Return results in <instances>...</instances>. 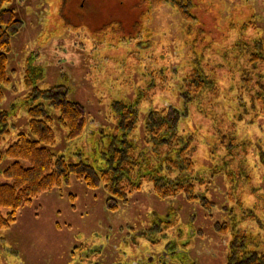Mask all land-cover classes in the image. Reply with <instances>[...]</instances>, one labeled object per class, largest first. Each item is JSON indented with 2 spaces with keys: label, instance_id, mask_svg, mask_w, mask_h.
Instances as JSON below:
<instances>
[{
  "label": "rangeland",
  "instance_id": "obj_1",
  "mask_svg": "<svg viewBox=\"0 0 264 264\" xmlns=\"http://www.w3.org/2000/svg\"><path fill=\"white\" fill-rule=\"evenodd\" d=\"M74 1L85 15L72 11L80 17L74 23L67 12L69 0L12 1L9 8L16 10L22 24L11 39V84L3 89L0 109H9L26 94L23 73L29 57L45 75L38 87L61 85L69 90V99L85 108L94 129L107 124L111 87L114 97L131 102L141 81L155 79L153 94L138 111L143 120L150 109L161 107L186 114L180 127L196 139L195 168L208 188L200 192L210 205L183 195L159 199L151 184H144L127 195V203L116 201L117 208L111 210L114 203L106 202L100 187L90 189L70 174L67 183L33 199L17 211L13 223L0 228V264H227L234 223L226 213L233 197L229 198V177L209 172L224 155L220 144L214 148L213 143L218 134L228 132L236 141L252 144L242 165L234 167L238 175L242 170L251 178L248 186L239 183L236 198L251 207L258 220L240 225L241 230L264 239V165L254 145L264 136V116L245 115L241 104L247 99L242 101L238 90V60L264 46V0H180L194 20H183L169 5L150 7L147 0ZM129 35H138L139 42L117 41ZM195 56L203 57L202 65L218 88L206 103L214 107L215 126L185 107L180 92ZM160 79L169 90H160ZM26 122L25 113L19 112L7 143L16 133L28 132ZM53 129L52 150L77 161L74 152L80 141L67 143L65 131L58 124ZM10 163L5 159L0 171ZM234 209L238 215L240 209ZM225 222L227 234L218 233Z\"/></svg>",
  "mask_w": 264,
  "mask_h": 264
},
{
  "label": "trees",
  "instance_id": "obj_2",
  "mask_svg": "<svg viewBox=\"0 0 264 264\" xmlns=\"http://www.w3.org/2000/svg\"><path fill=\"white\" fill-rule=\"evenodd\" d=\"M12 1L0 0V104L4 98L3 89L11 84L8 70L13 48L11 39L18 35L22 24L16 10L9 8ZM147 3L150 7L169 5L183 20H194L180 0H147ZM72 11L78 13L81 10L74 0H69L67 12L71 13L70 20L74 23L80 17ZM80 15L85 16L82 12ZM132 39L139 42L138 35L118 38L117 41ZM32 61L33 57H29L24 67L26 94L14 100L9 109H0V164L5 159L11 161L0 171L4 179L0 183V228L13 223L17 211L33 199L67 183L70 174L90 189L100 187L107 195L106 202L114 203L110 207L108 205L111 210L117 208L116 201L127 203V195L141 189L144 184H151L159 199L183 195L191 202L204 201L205 206L210 205L200 192L202 188L205 191L208 188H205L207 183L202 173L195 168L196 139L180 127L186 114L161 107L150 109L143 120L138 111L141 102L153 94L157 86L155 79L141 81L131 102L114 97L116 91L111 87V101L105 115L107 124L94 129L90 126L91 119L85 108L69 99V90L61 85L38 87V82L43 81L45 75ZM202 62L201 56L192 59L191 68L181 81L180 92L185 107L193 108L196 114L207 117L215 126L217 123L211 115L214 107L206 106V103L209 104V98L214 99L212 96L217 95L218 88ZM238 68L240 98L242 101L247 99L245 105L241 104L245 115L264 116V82L261 80L264 46L256 47L243 60H238ZM100 77L101 83L104 82ZM159 82L161 91L169 90L162 79ZM21 111L27 117L28 132L16 133L14 140L7 143L15 131L12 120ZM141 122L140 138L137 133ZM54 124L65 131L67 143L80 141L74 152L77 161L72 162L64 154L52 150L56 144ZM218 144L224 149V155L220 156L215 171H210L209 175L220 173L229 177V198L233 197V201L230 200L232 203L226 214L228 220L234 223V231L230 234L227 264H264V239L240 227L249 220L256 222L258 218L251 207L247 208L236 198V194H240L239 183L248 186L251 178L248 174L242 175V170L239 178L234 167L237 163L242 165L243 154L252 144L236 141L231 132L218 134L214 148ZM254 145L259 152L258 161L264 165V136ZM235 206L240 209L238 215ZM225 223L220 226L224 229L218 230V233L227 234Z\"/></svg>",
  "mask_w": 264,
  "mask_h": 264
},
{
  "label": "flooded vegetation",
  "instance_id": "obj_3",
  "mask_svg": "<svg viewBox=\"0 0 264 264\" xmlns=\"http://www.w3.org/2000/svg\"><path fill=\"white\" fill-rule=\"evenodd\" d=\"M159 263H161V261H160ZM136 264H137V263H136ZM138 264H141V263H138Z\"/></svg>",
  "mask_w": 264,
  "mask_h": 264
}]
</instances>
